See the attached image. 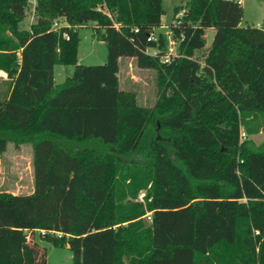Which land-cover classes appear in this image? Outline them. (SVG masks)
Returning a JSON list of instances; mask_svg holds the SVG:
<instances>
[{
    "label": "trees",
    "instance_id": "1",
    "mask_svg": "<svg viewBox=\"0 0 264 264\" xmlns=\"http://www.w3.org/2000/svg\"><path fill=\"white\" fill-rule=\"evenodd\" d=\"M31 3L0 0V155L33 152V191H0V264H46L36 231L72 264H264V140L240 137L264 133V23L187 0L162 62V0H34L20 29ZM89 22L100 64L77 62ZM120 57L155 70L153 105L119 87ZM56 64L74 66L60 83Z\"/></svg>",
    "mask_w": 264,
    "mask_h": 264
},
{
    "label": "rangeland",
    "instance_id": "2",
    "mask_svg": "<svg viewBox=\"0 0 264 264\" xmlns=\"http://www.w3.org/2000/svg\"><path fill=\"white\" fill-rule=\"evenodd\" d=\"M185 3L186 0H162L164 10V14L161 17L162 24L169 25L174 20V6H185ZM32 4L28 8L25 18L19 23L20 29H28L30 23H33L32 18H34V21L36 19ZM241 6L243 11L241 25L257 26L264 23V0H243ZM179 13L177 17L180 16ZM92 24L89 22L78 29V58L80 59L78 63L81 64H100L106 60V45L92 35ZM176 46H174L175 49ZM203 52V50L196 52L195 55L199 60H203ZM73 67V65H63V68L66 69L64 75H70ZM4 77L5 75L0 72V90L4 87L1 82ZM58 77L56 74L55 80L61 81ZM119 87L124 90H132L139 105L151 106L156 99L155 70L140 68L135 62L127 70H125L124 66L119 76ZM245 135L255 145H259L264 140L262 130L253 135H247L246 133ZM32 155V148L28 143L19 146L13 143L7 145L5 152L0 155V191H9L14 194H27L33 191ZM137 200L142 201L143 197L140 199L138 196ZM34 239L46 248V264H72L71 251L67 246L53 245L41 239L37 231L34 233Z\"/></svg>",
    "mask_w": 264,
    "mask_h": 264
},
{
    "label": "built area",
    "instance_id": "3",
    "mask_svg": "<svg viewBox=\"0 0 264 264\" xmlns=\"http://www.w3.org/2000/svg\"><path fill=\"white\" fill-rule=\"evenodd\" d=\"M29 1L32 2V3L34 2V0H29ZM236 2L238 4H242L243 0H236ZM179 15L181 16L182 13H179ZM59 25H60V23L57 20H55L53 22V27L54 28H58ZM157 33L158 32H155L154 34H151L150 38L156 41L157 37H158ZM164 34L167 35V42H166V46L164 47V49L159 50L157 48H150V49H147L146 52L149 53L152 56L158 57L160 59V61H162V62H169L173 57L178 55V53H177L178 44H177V42L175 40L172 39L169 31L167 33H164ZM63 36L66 39H68V37H67V35L65 33H63ZM175 45H177L176 49L174 47ZM240 137H241V139H245L246 138L245 132L242 131L240 133ZM143 195H144V193L141 192L138 196H139L140 199H142ZM145 217L148 220H150V212H147L145 214ZM58 235H60V234L58 233Z\"/></svg>",
    "mask_w": 264,
    "mask_h": 264
},
{
    "label": "crops",
    "instance_id": "4",
    "mask_svg": "<svg viewBox=\"0 0 264 264\" xmlns=\"http://www.w3.org/2000/svg\"><path fill=\"white\" fill-rule=\"evenodd\" d=\"M187 1V0H186ZM177 16V15H176ZM33 19V22H34V18H32ZM36 20V19H35ZM162 20V19H161ZM32 21V20H31ZM31 24V23H30ZM258 25H260V24H258ZM257 25V26H258ZM168 26L169 25H163L162 24V21H161V25L158 27V28H156V31L157 32H162V33H167L168 31H169V29H168ZM164 29V30H159V29ZM159 30V31H158ZM93 35V34H92ZM80 59L77 57V62L79 61ZM122 62V63H121ZM133 62H135V60H134V58H132V57H120L119 58V70H118V79H119V76H120V72L123 70V68H124V66H125V70H127L128 69V67L129 66H131L132 65V63ZM124 63H126L125 65H124ZM124 65V66H123ZM122 67V68H121ZM74 68V67H73ZM65 68H63V65L62 64H56L55 66H54V81H55V83H60V82H62L64 79H65V75H64V72H65ZM73 71V70H72ZM72 73V72H71ZM56 74L59 76L58 77V79H60L61 81H56L55 80V76H56ZM65 76V77H64ZM68 76V75H67ZM6 77H4L3 79H5ZM63 78V79H62Z\"/></svg>",
    "mask_w": 264,
    "mask_h": 264
},
{
    "label": "water",
    "instance_id": "5",
    "mask_svg": "<svg viewBox=\"0 0 264 264\" xmlns=\"http://www.w3.org/2000/svg\"><path fill=\"white\" fill-rule=\"evenodd\" d=\"M213 36H214V31L213 30H208L205 36L206 39V47L211 46L212 41H213Z\"/></svg>",
    "mask_w": 264,
    "mask_h": 264
}]
</instances>
